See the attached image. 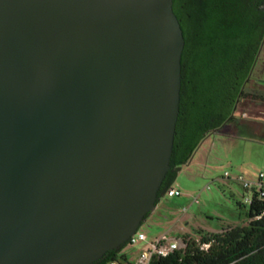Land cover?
<instances>
[{
	"label": "water",
	"instance_id": "obj_1",
	"mask_svg": "<svg viewBox=\"0 0 264 264\" xmlns=\"http://www.w3.org/2000/svg\"><path fill=\"white\" fill-rule=\"evenodd\" d=\"M174 0H0V264H92L172 169Z\"/></svg>",
	"mask_w": 264,
	"mask_h": 264
},
{
	"label": "trees",
	"instance_id": "obj_2",
	"mask_svg": "<svg viewBox=\"0 0 264 264\" xmlns=\"http://www.w3.org/2000/svg\"><path fill=\"white\" fill-rule=\"evenodd\" d=\"M174 10L186 46L172 169L160 198L202 141L233 120L264 42V0H174ZM248 218L247 224L218 233L201 230L200 238L185 235L183 248L155 257L150 264H264V200L257 195L249 204ZM128 245L92 264H135L125 252Z\"/></svg>",
	"mask_w": 264,
	"mask_h": 264
},
{
	"label": "rangeland",
	"instance_id": "obj_3",
	"mask_svg": "<svg viewBox=\"0 0 264 264\" xmlns=\"http://www.w3.org/2000/svg\"><path fill=\"white\" fill-rule=\"evenodd\" d=\"M263 171L264 140L231 133L227 126L208 135L172 183L181 195H162L140 227L148 241L126 247L130 261L136 263L148 242L164 234L182 242L185 235L200 238L201 230L218 233L228 226L247 224L245 198L252 193L237 178L243 175L254 181Z\"/></svg>",
	"mask_w": 264,
	"mask_h": 264
},
{
	"label": "crops",
	"instance_id": "obj_4",
	"mask_svg": "<svg viewBox=\"0 0 264 264\" xmlns=\"http://www.w3.org/2000/svg\"><path fill=\"white\" fill-rule=\"evenodd\" d=\"M244 90L245 96L240 99L235 116L227 127L231 133L249 134L264 140V42Z\"/></svg>",
	"mask_w": 264,
	"mask_h": 264
},
{
	"label": "built area",
	"instance_id": "obj_5",
	"mask_svg": "<svg viewBox=\"0 0 264 264\" xmlns=\"http://www.w3.org/2000/svg\"><path fill=\"white\" fill-rule=\"evenodd\" d=\"M226 176L230 177V173L227 171ZM237 180H239L245 189L251 191L252 195L245 198V202L249 205L253 202V196L257 195L259 199L264 200V171L261 172L258 178L254 181L246 179L243 175H239ZM169 196L181 195V190L175 187L167 192ZM198 202V199H196ZM143 241H148L147 234L139 229L137 233L132 236L129 240L131 245H137ZM185 246L184 241H179L176 237L170 234H164L148 242L146 249L142 250L138 260L135 264H150L155 257L167 256L170 252L183 248ZM208 247V245H205ZM111 264H119L118 262H113Z\"/></svg>",
	"mask_w": 264,
	"mask_h": 264
},
{
	"label": "flooded vegetation",
	"instance_id": "obj_6",
	"mask_svg": "<svg viewBox=\"0 0 264 264\" xmlns=\"http://www.w3.org/2000/svg\"><path fill=\"white\" fill-rule=\"evenodd\" d=\"M190 43H194V40L192 42H190ZM192 47H194L193 44H192ZM194 55H195V53L192 51L191 56L194 57Z\"/></svg>",
	"mask_w": 264,
	"mask_h": 264
}]
</instances>
